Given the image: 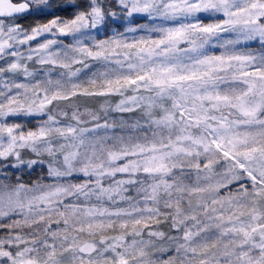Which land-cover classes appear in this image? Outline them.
<instances>
[{"label": "snow or ice", "instance_id": "6c2138e0", "mask_svg": "<svg viewBox=\"0 0 264 264\" xmlns=\"http://www.w3.org/2000/svg\"><path fill=\"white\" fill-rule=\"evenodd\" d=\"M0 264H264V0H0Z\"/></svg>", "mask_w": 264, "mask_h": 264}]
</instances>
